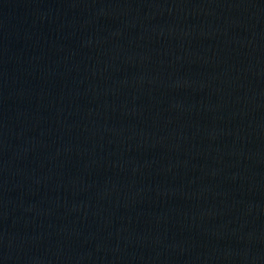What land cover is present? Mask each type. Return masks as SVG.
<instances>
[{"label": "water", "instance_id": "1", "mask_svg": "<svg viewBox=\"0 0 264 264\" xmlns=\"http://www.w3.org/2000/svg\"><path fill=\"white\" fill-rule=\"evenodd\" d=\"M0 264H264V0H0Z\"/></svg>", "mask_w": 264, "mask_h": 264}]
</instances>
